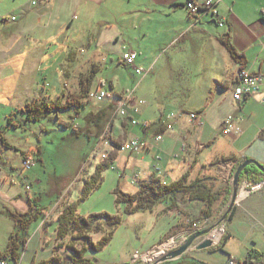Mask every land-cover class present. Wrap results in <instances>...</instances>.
I'll return each mask as SVG.
<instances>
[{"label":"rangeland","instance_id":"374dc122","mask_svg":"<svg viewBox=\"0 0 264 264\" xmlns=\"http://www.w3.org/2000/svg\"><path fill=\"white\" fill-rule=\"evenodd\" d=\"M33 1L0 0V4L2 3L0 6H2L1 10L5 12L4 14H12L21 8L31 7L29 10H32ZM221 2V4L225 3L222 5V8H226L227 13L234 15L242 26L238 24L237 26L235 25L236 28L234 27L232 29L231 25L225 21L223 28L215 26L216 32L223 35L230 33L234 46V40L236 42L238 41L242 49L250 46L248 53H245L250 62V67H255V72H264V0H226V2L222 0ZM13 16L11 15V17ZM9 18H5L4 20H9ZM16 21L17 19L12 22ZM34 27H36L34 30L37 29L36 33L38 37V33L42 32V28L38 29L37 22H35ZM252 35L256 40H254ZM251 40L256 42L250 45ZM137 47L139 48V46ZM138 52L141 56H139L137 67L143 71L142 74H137L135 70L129 67L119 65L118 58L109 57L107 59H101L103 63L100 64L101 68L96 73L91 95H88V98L84 100L85 107L80 109L79 113L75 107L68 110H55L53 113L42 116L39 120L34 121L29 120L28 115L23 112V109L34 101H45L51 104L53 103L54 105L66 104L69 97L78 94L77 82L72 80L66 83L64 81V75L54 65L56 62L60 64L63 61L62 58L52 60L50 62L52 64V70L49 73H42L38 76L31 98L26 96V92L22 89H16L21 87L19 83L14 85V90L4 92L3 99L0 100V134L13 148H7L0 139V171L4 172L7 178L5 179L6 187H0V251L2 253H5L8 248L11 234L18 232L13 220L3 212L7 210L18 211L15 210L16 206L8 198H13V189H20L24 196H27V193L31 197L34 196V206L38 205V208H42L46 212V217L41 215V218L30 226L29 235L33 234L36 229H40V227H42V231L44 227H48L50 228L49 232L53 233L43 242V247L46 245L45 250L47 251L45 252L48 255L46 257L41 256L40 260H48L58 255L63 257V264H69L70 261L67 258L64 242L57 240V232H54V226L57 227L58 225V216L68 204L79 200L85 180L95 172L97 165L105 161L115 149L112 139L118 136L119 127H122L123 130L121 137H126L128 134V130H124L119 117L107 129L106 135H103L96 146L97 137L95 135L88 136L85 133V130L89 126L85 120V116L91 111L97 112L110 102L116 106L117 104L113 99L121 100L117 99V97L127 95L128 98H132L127 110L132 118L137 121L138 125L133 126L131 116L128 118L130 122L126 119L123 122L127 121V123H130V131L135 130V134L139 138L145 137L143 129L150 126L149 121L152 120L151 118H155L153 122L157 123L162 117L172 115L176 110H182L183 108L188 113L200 111V108L205 102V95L209 92L207 90L216 79L217 74L214 71L204 72L198 68L196 59H190L192 63L188 71L175 73L174 75L158 72L154 80H148L151 76L153 77L155 75L150 74V69L146 66L144 51L142 50L141 53L140 49H138ZM95 66L91 67L90 73L95 70ZM240 71L239 69L236 73L235 81ZM146 72H149L147 76ZM227 73H231L230 68ZM166 78L168 79L167 81ZM235 81L232 85L234 90L237 88ZM101 82L103 83L101 84ZM187 87H190V90H186ZM63 90L67 98L60 96ZM191 90L192 96L190 97ZM100 91H106L109 97L103 101L94 98L93 95H97ZM184 93L189 95L185 98L187 102H185L186 106L179 107L174 103L173 98H175L176 94ZM135 97L139 103L145 102L146 100L149 103L146 106H140L143 111L147 109L146 116L143 119L133 111L132 105H136ZM157 98H159L161 105L158 103ZM259 103L257 106L252 107L255 113H261L264 109V103L262 101ZM263 116L264 114H261L259 119L263 118ZM258 124L264 126V121ZM238 126L240 127V132L229 135L223 131L221 134H218L208 128L205 135V142L213 141L216 143L214 147H207L203 157L205 154H236V156H240L242 151L246 149L244 146L246 142L245 135L237 141L232 139V137L239 136L242 133L239 121ZM73 127L77 128L78 133L73 130ZM157 137L158 135L155 136V139ZM215 138H217L216 141ZM133 139L138 138L134 137L130 140L126 138L124 145ZM122 147L119 150L121 153L119 158L122 159H125L124 157L128 158L129 154L140 153L143 149L147 148L144 147L138 151H122ZM150 147L148 146V148ZM202 149L203 147L199 148L198 152ZM29 156L34 157L36 160V166L31 170H27L24 167V161ZM162 156L163 154L157 150L151 153L150 161L153 164V168L156 165L158 166ZM119 158L110 168L103 172L104 181L101 187L95 190L86 201L81 202L78 207V213L84 217L93 214L109 213L121 216L124 221L116 230L113 241L101 252L90 253L89 258L95 264H153L159 258L177 250L184 243V236L190 235L194 230H191V232L183 236H176L177 240L174 237L167 238L165 243L143 256L147 262L139 261L134 263L132 261L130 263L131 258L140 249V240L150 228V225L143 226L140 224V218L144 217L143 215L145 217H149V215L145 214L148 212L128 215L126 213V206L117 203L116 192L122 190L126 193L135 194L142 189L145 182L146 184L151 182L150 180L153 177L143 179L144 175L141 173L142 170L137 169L136 172H132L131 164L126 168L125 160H120ZM235 158L238 159L237 157ZM246 159L244 158L243 160ZM241 162L236 160H220L215 163L214 166H217L222 173L220 177L226 180L228 188L232 187V192L228 197L223 198L221 196L216 206V213L214 212L215 215L209 219V224L205 228L208 229L220 223L227 213L232 202L235 169ZM231 167L234 169H231ZM124 169H126V173H124ZM26 182L31 184V191L27 190L28 184ZM64 183L67 185H63ZM249 185L250 183L242 186L241 178L238 196L234 205V207H238V210L233 220L226 219L221 222L210 235L216 241L215 246L206 250H197L194 246L185 254L186 256H183L184 258L180 262H170L172 264H184L186 263L184 261L188 260L190 262H196L197 264H229V254L233 256L236 262H239L245 259L250 250L263 253L264 193L262 196L256 195L261 193L264 188L255 194L249 195ZM205 219L207 218H204L200 214L193 217L190 224L194 228V224L201 225ZM149 223L150 221H148ZM224 223H227V228ZM220 231H222V235L216 239ZM226 234H231L232 236L227 243L225 238ZM102 236V234H95L93 235V239L99 241ZM201 241L203 239L197 243H201ZM28 243L29 241H27L23 255L18 261L6 260L5 262L10 264H33L28 260L22 262L24 261L23 257L26 254ZM66 243H68V240ZM221 248H224V250ZM149 254L153 256H149Z\"/></svg>","mask_w":264,"mask_h":264},{"label":"crops","instance_id":"0c3cea01","mask_svg":"<svg viewBox=\"0 0 264 264\" xmlns=\"http://www.w3.org/2000/svg\"><path fill=\"white\" fill-rule=\"evenodd\" d=\"M186 2L187 0H39L37 5H32L34 11L29 10L31 7L21 8L12 14H4L0 6V100L3 99L4 92L15 89L16 83L21 85L16 89H22L26 92V96L31 98L38 76L52 70L50 62L54 59H63L60 64L56 62L54 65L64 75L66 83L72 80L77 82L78 93L80 77L90 74V69L94 65L101 68L103 58H118L119 65H123L122 56L129 51L137 55L135 61L137 66L141 56L138 49L141 53L143 50L146 66L150 69V74L155 75L148 80H154L158 72L170 75L184 73L191 67L190 59H196L199 69L204 72L214 71L217 74L214 83H211L207 90L209 92L205 95L199 118L192 121L185 108L176 110L173 114L174 118L171 115L162 117L158 122L162 120L171 123L173 129L165 132L163 139L158 142L155 141L156 127L148 131L143 129L145 137L139 138L135 130L130 131L129 125L127 140L134 137L145 139L151 147L143 149L140 153L129 154L128 158L119 159L125 160L126 168L131 164L132 172H136L137 169L142 170L143 179L154 177L160 178L164 183H171L188 175L191 182L198 178L203 179L215 193L226 192L228 184L223 177H220L222 173L217 166H214L216 162L224 157L235 156L238 161H243L244 158L255 159L264 165V126L258 124L264 121V116L259 119L260 115L264 114V109L261 113H255L252 109L263 101L264 89L250 98L245 105H239L235 101L233 96L235 90L232 85L240 66L233 61L227 49L220 43L223 34L216 32L217 25L208 18L194 25V19L185 8ZM223 4L219 5V11L224 20L232 29L238 24L242 26L234 15L227 13L226 8H222ZM11 15L17 17L16 22L11 21L9 18ZM5 18L9 20H4ZM35 22L38 29L42 28L38 37L37 29L34 30ZM253 38L256 40L254 36ZM234 42L238 51L248 53L250 46L242 49L238 41L234 40ZM254 42L256 41L251 40L250 45ZM229 68L230 74L227 73ZM254 68L250 67L249 62L247 69L255 72ZM189 88L187 87L186 90H190ZM189 95L192 96V90ZM189 95L176 94L173 98L174 103L179 107H185V98ZM60 96L67 98L64 90ZM136 97V105H132V108L134 113L139 114L143 119L147 109L143 111L140 106L149 103L147 100L139 103ZM157 101L160 103L159 98ZM229 115L241 119L239 125L242 133L232 139L237 141L245 135L246 149L240 156L205 154L203 157L207 147H214L216 143L205 142L207 129L221 134L222 123ZM151 119L149 123L153 124L155 118ZM121 122L124 123L123 120ZM122 134V127H119L118 136L115 138ZM184 143L188 145L186 152L182 151ZM201 147L203 149L198 152ZM154 150L163 154L161 162L155 168L150 161ZM259 178L260 182L264 181V178ZM5 179H7L6 174L0 171V187H6ZM249 183L255 182L250 175L245 174L242 178V186ZM263 193L264 190L256 196H262ZM13 195V198L8 200L14 203L15 210L28 212L30 210L28 197L31 196L28 193L24 196L20 189H13ZM222 197L227 195L223 194ZM31 198L35 199L34 196ZM219 201L214 206L215 213ZM176 202L177 207L174 209L165 212L171 205L169 201L154 212L145 213L149 217L143 215L144 217L140 218V224L150 225V228L140 240V249L131 258L130 263L165 243L167 238L176 239L193 230L190 221L193 217L202 214L204 203L191 202L183 194L177 196ZM235 209L236 213L238 207ZM224 224L227 228V223ZM41 228L29 235V243L22 262L28 260L37 264L41 261V256L48 255L43 242L53 233L49 232L48 227H44L43 231ZM56 228L54 226V232ZM183 256L173 262H180ZM184 262L189 264L188 260Z\"/></svg>","mask_w":264,"mask_h":264},{"label":"trees","instance_id":"16d2710c","mask_svg":"<svg viewBox=\"0 0 264 264\" xmlns=\"http://www.w3.org/2000/svg\"><path fill=\"white\" fill-rule=\"evenodd\" d=\"M185 8H186V4H185ZM207 18L210 19L212 23L218 26L216 21L213 20L211 16H207L204 19ZM220 43L227 49L234 62L239 64L240 70H249L247 69L249 61L246 55L244 53L239 52L236 49V47L233 45L230 33L221 36ZM122 63L123 66L135 70V68L128 66L126 62L123 61V56H122ZM99 70L100 67L97 65L95 66V70L92 73L81 77L80 92L78 94L72 95V97H69L67 99L66 104L54 105L53 103L51 104L45 101H37V102L34 101L32 103H29L23 109V112H25L28 115L29 120H34V121L39 120L40 117L42 116L53 113L55 110H59V111L68 110L71 109L72 107H75L77 109V112L79 113L80 112L79 110L85 107L84 100L88 98V95L89 96L91 95L92 86L96 79V73H98ZM102 83L103 82H101V84ZM126 97L127 95L118 96L117 99H125ZM250 98L245 99V101L240 105H244ZM113 100L115 101L116 98H114ZM192 113H197L198 115H200L202 111L192 112ZM116 115H117V107L114 104H111L110 102L108 103V105L98 110L97 112L91 111L88 115L85 116V120L89 125L88 128L85 130V133L88 136L95 135L97 137L96 146L98 145L99 140L103 137V135H106L107 129L110 128L113 122H116V120L119 117L121 120L126 119L130 122V120L128 119L131 116L130 113L128 117H123L120 116L119 114L117 116ZM131 119L133 118L131 117ZM129 124L130 123H127V121H124L123 123L124 130L128 129ZM170 124L171 123H165L161 120L160 122L150 124V126L145 128L144 131H148L149 129L156 127L155 128L156 134L158 136H161L169 130ZM133 126H137V125H133ZM73 130L76 133H78L76 127H73ZM126 138L127 137L120 136L118 138L112 139V143L115 146V149L110 153V155L108 156V158H106L105 161L97 165L95 172L88 179L85 180L81 192V197L79 198V200L72 204H68L58 216L57 219L58 225L56 228L57 240L59 241L62 240L64 242L63 244L65 245L67 251V258L70 261L69 264H95L94 261L91 258H89V254L99 253L102 250H104V248H106L113 241L116 230L124 222L121 216L112 215L109 213L93 214L84 217L78 213V207L81 202L86 201L95 190L101 187L104 181L103 172L106 169L110 168L119 158L120 156L119 150L122 147V145H124L125 143L124 140ZM0 139L7 148L9 149L13 148L10 144L6 142L5 138L1 134H0ZM221 160L238 161V159H236L234 156L224 157ZM245 174L250 175L255 183L260 182L259 177L264 178V174H262L254 166L248 167L245 170V172L242 174L241 178H243ZM150 181L151 182L147 184L145 182L143 184L142 189H140V191H138L135 194L126 193L123 192L122 190H118L116 192L117 203L124 204L126 206V213L128 215H133L141 212H154L161 205L168 203L170 201L171 202L170 207H168L165 210V212H167L168 210L177 207V202H176L177 196L179 194H183L187 196L188 200L191 202H195V201L203 202L204 208L202 210V215L204 218L210 219L214 215V206L220 200L221 196L223 194H226L228 197L232 192V187H229L226 190V192L224 191L225 193L221 191L215 193L207 186V184L204 182L203 179L198 178L195 181L191 182L188 175H184L182 179L171 183H163L160 178H154V177ZM34 201L35 200L33 198L28 197L30 210L26 213H21L18 211H11V210H7L3 212L7 217L13 220V222L17 227L18 232L16 234L15 233L11 234L6 252L2 253L0 251V263L6 260L18 261L22 257L23 251L26 248V244L29 238L30 226L34 222L38 221L41 218V215L46 217L45 210L42 208H38L37 206H34ZM235 210L236 209L234 207L233 211L227 216V219L229 220L234 219ZM95 234H102L103 236L99 241H95L93 239V235ZM225 238L227 243V241L231 238V234H226ZM67 240L68 243H66ZM221 249L224 250V248ZM229 257L231 262V260H233L234 258L230 254ZM63 261H64L63 257L55 255L52 258L41 261L38 264H63ZM163 264H172V263L167 262ZM189 264H197V263L189 261ZM236 264H264V252L260 253L259 251L256 250H250L247 253L246 258L244 260L236 262Z\"/></svg>","mask_w":264,"mask_h":264},{"label":"built area","instance_id":"2783aa9c","mask_svg":"<svg viewBox=\"0 0 264 264\" xmlns=\"http://www.w3.org/2000/svg\"><path fill=\"white\" fill-rule=\"evenodd\" d=\"M221 1L222 0H188L186 3V8L194 19V25L199 23L205 17L211 16L212 19L216 21L218 26L223 28L225 26V20L223 17L220 16V12H219V5L222 3ZM37 3H38V0H34L32 2V5H37ZM10 19L11 21H14L17 18L13 16ZM136 58H137V55L133 52H126L123 55V61H125L128 66L135 68L137 74H142L143 71H141L136 66V63H135ZM148 73L149 72H146V76ZM235 84L237 88L235 89L234 99L240 105L241 103L245 101V99L253 97L255 94L260 93L264 89V73H253L249 70H241L239 72V75L236 79ZM93 97L99 101H103L109 96L107 92L102 91L95 96L93 95ZM131 101H132V98L130 97L129 98L126 97L125 99H121V100H115L117 104L116 106H118L117 115L119 114L120 116L128 117L129 113H128L127 107L130 106ZM262 103H264V99ZM189 116L192 121H195L199 118V115L197 113H190ZM171 117L174 118L175 115H171ZM240 120L237 119L234 115H230L228 118H226V120L224 121L222 125L223 132L227 135L239 133L240 127L238 126V121ZM131 122L133 125H138L137 121L135 120H132ZM171 129H173V124L169 125V130ZM162 139H163V135L158 136L155 140L156 142H158V141H161ZM148 146H149V143L146 140L133 139L128 144H126V146H123L121 150L122 151H138L139 149L144 148V147L148 148ZM187 147L188 145L184 143L182 151L184 152L187 151ZM35 166H36V160L32 156L31 157L29 156L24 161V167L27 170H31ZM27 184H28L27 190L31 191L32 187L30 183H27ZM248 187H249V190H248L249 195L255 194L259 190H262L264 188V182L261 181L259 183H251ZM208 224H209V219H205L201 225L194 224V228L204 229ZM149 256H153V255L149 254ZM139 261L147 262V260L144 257L142 258L137 257L134 260V263L139 262ZM0 264H10V263L3 261ZM230 264H236V262L234 260H231Z\"/></svg>","mask_w":264,"mask_h":264},{"label":"water","instance_id":"95a60500","mask_svg":"<svg viewBox=\"0 0 264 264\" xmlns=\"http://www.w3.org/2000/svg\"><path fill=\"white\" fill-rule=\"evenodd\" d=\"M250 166L256 167L262 174H264V165L255 159L243 160L238 165V167L235 169L236 172L234 174L232 202L230 204V207L227 213L222 218L221 222L225 221L227 219V216L233 211L235 201L237 199L238 192H239L241 176L245 172V170ZM231 169H234V168L231 167ZM221 222L208 229H204L201 231H195L194 233H191L190 235L184 236V243H182L181 246L177 250L172 251L168 253L167 255L159 258L153 264H163L166 262L174 261L182 257L183 255H185L194 246H195L194 248L197 250H206V249L212 248L213 246H215V242L213 241V239L210 238V235L216 229V227L221 224ZM201 239H203V241H201V243H197Z\"/></svg>","mask_w":264,"mask_h":264},{"label":"bare ground","instance_id":"6f19581e","mask_svg":"<svg viewBox=\"0 0 264 264\" xmlns=\"http://www.w3.org/2000/svg\"><path fill=\"white\" fill-rule=\"evenodd\" d=\"M204 229H207V228H204ZM204 229H202V228H193L194 232H195V231H201V230H204ZM214 231H215V230H214ZM214 231H213V232H214ZM194 232H193V233H194ZM213 232H212V233H213ZM221 235H222V231H220V232L217 234L216 239L220 238ZM210 238H211V236H210ZM212 238H213V237H212ZM212 238H211V239H212ZM175 240H177V238H176ZM213 241H214V240H213ZM214 242H216V241H214ZM233 260H234V259H233ZM234 261H235V260H234Z\"/></svg>","mask_w":264,"mask_h":264}]
</instances>
